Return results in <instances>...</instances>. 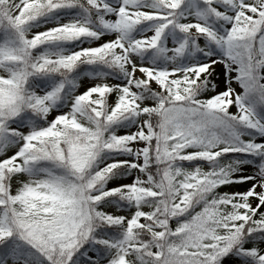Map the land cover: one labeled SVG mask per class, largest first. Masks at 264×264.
<instances>
[{"label": "snow or ice", "instance_id": "1", "mask_svg": "<svg viewBox=\"0 0 264 264\" xmlns=\"http://www.w3.org/2000/svg\"><path fill=\"white\" fill-rule=\"evenodd\" d=\"M0 264H264V0H0Z\"/></svg>", "mask_w": 264, "mask_h": 264}, {"label": "rangeland", "instance_id": "2", "mask_svg": "<svg viewBox=\"0 0 264 264\" xmlns=\"http://www.w3.org/2000/svg\"><path fill=\"white\" fill-rule=\"evenodd\" d=\"M248 185H239V186H236V187H247Z\"/></svg>", "mask_w": 264, "mask_h": 264}]
</instances>
